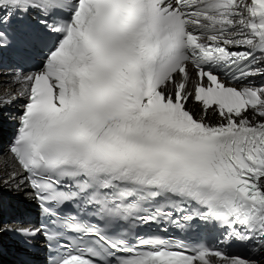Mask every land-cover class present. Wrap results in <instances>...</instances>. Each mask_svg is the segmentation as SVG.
I'll return each instance as SVG.
<instances>
[{
  "label": "snow or ice",
  "instance_id": "6c2138e0",
  "mask_svg": "<svg viewBox=\"0 0 264 264\" xmlns=\"http://www.w3.org/2000/svg\"><path fill=\"white\" fill-rule=\"evenodd\" d=\"M32 16L31 67L0 92V118L24 101L0 184L45 219L0 232L42 238L51 264H264V0H0V51Z\"/></svg>",
  "mask_w": 264,
  "mask_h": 264
},
{
  "label": "bare ground",
  "instance_id": "6f19581e",
  "mask_svg": "<svg viewBox=\"0 0 264 264\" xmlns=\"http://www.w3.org/2000/svg\"><path fill=\"white\" fill-rule=\"evenodd\" d=\"M13 73H9L8 71H1L0 72V92H3L5 89L9 87H15L14 84L10 83L13 80ZM22 100H17L14 104L11 105L10 108L4 110V115L0 118V157L7 153V148H5L3 144V135L6 132L10 131L12 126V117H15L17 114L18 108L21 106ZM3 134V135H2ZM2 138V139H1ZM0 178L6 179V170L0 165ZM27 193V195L25 194ZM31 194L28 192L26 188H22L17 190L14 184L9 186H4L0 184V204H4V207L1 208L0 206V224L1 216L8 213V209L5 206L6 203H9L15 210L20 211H32L33 203L31 201ZM31 257V256H30ZM37 260V258H35ZM20 262L21 264H31L28 262L27 259L18 257L14 263ZM37 262V261H35ZM35 264V263H34Z\"/></svg>",
  "mask_w": 264,
  "mask_h": 264
},
{
  "label": "rangeland",
  "instance_id": "374dc122",
  "mask_svg": "<svg viewBox=\"0 0 264 264\" xmlns=\"http://www.w3.org/2000/svg\"><path fill=\"white\" fill-rule=\"evenodd\" d=\"M5 147V146H4Z\"/></svg>",
  "mask_w": 264,
  "mask_h": 264
}]
</instances>
